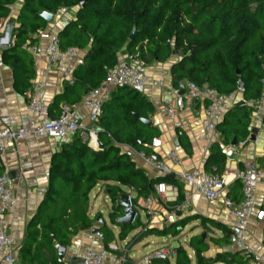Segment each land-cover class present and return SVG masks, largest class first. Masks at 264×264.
<instances>
[{
    "label": "trees",
    "instance_id": "1",
    "mask_svg": "<svg viewBox=\"0 0 264 264\" xmlns=\"http://www.w3.org/2000/svg\"><path fill=\"white\" fill-rule=\"evenodd\" d=\"M16 1L0 0V20L8 18ZM82 2H85L83 7ZM60 9L75 10L74 19L57 33L60 49L77 48L84 51V56L82 63L74 68L71 81H65L64 91L48 104L50 117H57L60 103L81 102L85 91L100 84L106 69L116 66L123 52L137 55L143 61L160 63L175 53L179 58L170 67L175 82L190 81L227 97L239 93L238 81L243 85L239 93L242 101L223 115L217 125L219 141L211 145L203 164L204 172L223 174L226 170L223 147L230 146L233 138L237 144L246 143L253 112L248 103H255L262 94L264 0H23L11 46L2 54L3 63L12 72L13 88L21 95L30 89L36 75L34 61L27 50L34 41L31 35L46 29L47 25L37 14L41 11L55 14ZM133 28L136 33L129 40ZM153 112L152 105L142 95L127 88L115 89L103 105L102 116L96 124L100 128L98 149L92 151L74 135L51 155L46 190L25 227L18 248V264H62L56 258L54 244L69 246L80 232L91 229L98 217L103 220L100 214L89 215L90 193L100 183L105 184L111 202L108 219L112 226L119 228L120 238L136 228L135 221L121 226L115 220L122 215L121 209L115 208L118 194L125 193L120 187L134 192L131 204L137 213L138 201L153 193L154 183L179 185L170 177L149 179L116 146L128 145L151 154V143L159 131L142 124L134 115L149 120ZM261 125L264 129V113ZM179 141L184 146L186 138L180 135ZM179 201L180 197L176 203ZM192 220L183 218L161 230L150 228L148 231L174 238ZM199 221L203 232L192 236L187 243V248L194 253L195 264H248L249 259L238 253L208 255L210 244H228L230 230L215 221ZM212 230L224 235L213 237ZM99 232L105 247L113 242L114 235L104 220ZM173 255L175 264H190L185 248L178 247ZM159 262L168 264V259L150 264Z\"/></svg>",
    "mask_w": 264,
    "mask_h": 264
},
{
    "label": "built area",
    "instance_id": "2",
    "mask_svg": "<svg viewBox=\"0 0 264 264\" xmlns=\"http://www.w3.org/2000/svg\"><path fill=\"white\" fill-rule=\"evenodd\" d=\"M2 29L3 25L0 23V31ZM27 50L34 56L44 57L48 68H54L62 74L65 66L76 61L80 55V50L77 48L69 47L61 50L58 35L48 30L39 31L37 39L27 46ZM118 59V64L107 68L100 84L89 90L82 99L81 105L87 109L86 121L76 116V105L65 103L60 105L57 117L51 118L45 97L46 84L42 80H33L30 89L25 93L26 112L29 115L27 123L17 124L0 108V157L6 149L16 147L29 136L63 141L69 136L76 135L86 142L92 151H96L98 149L97 132L92 129V126L97 124L101 118L102 107L110 99L113 90L127 88L140 95H145L149 90L170 89V73L167 70H161L156 76L148 73L146 63L137 55L120 54ZM62 79L71 81L64 74ZM180 91H182L181 94ZM180 91H177L173 97L164 96L157 111L172 123L173 127L178 130V134H181L180 116L183 115L186 105L191 106L195 101L202 103L199 116L200 134L196 141L202 156L201 163L204 164L211 145L219 141L220 133L217 125L229 109L227 96L206 86L199 87L190 81H182ZM252 108V120L258 121L257 129H261L260 123L264 113V81L262 82V94ZM159 144V140L153 139L151 146L156 147ZM116 146L130 160L140 162L163 175L171 172L168 162L175 165L180 164L175 151L168 153L165 158H160L154 153L146 154L128 145L116 144ZM229 175L232 176L233 181H239L241 185L242 198L237 204L226 195ZM177 178L191 193L201 195L213 207L221 203L229 210L234 218V224L230 228L228 244L225 247L227 253H238L248 258L251 264H264V258L252 251L246 242V230L253 214L256 189L259 186L264 187V165L259 167L245 162L241 169L225 170L221 175L194 169L189 172H179ZM13 185V178L5 173L0 174V263L3 264H14L15 259L14 242L8 234L7 221V212L17 203L13 195ZM176 199L177 188L174 185L159 182L153 186V193L147 196L141 205L146 214L155 219L158 214L153 206L161 202H175ZM185 209L186 202L174 206V211ZM94 245L92 243L79 250L80 264H127L129 258L127 244L120 247L111 242L107 244L106 249H97ZM171 252L168 246H162L145 255L139 264L166 260Z\"/></svg>",
    "mask_w": 264,
    "mask_h": 264
},
{
    "label": "crops",
    "instance_id": "3",
    "mask_svg": "<svg viewBox=\"0 0 264 264\" xmlns=\"http://www.w3.org/2000/svg\"><path fill=\"white\" fill-rule=\"evenodd\" d=\"M23 5V0H17L12 6L9 16L5 20H0L3 27L7 21L13 22V29L18 27L16 22L19 11ZM75 10L70 9H60L55 14L54 20L51 23H47L46 29L53 33H58L65 24L74 19ZM3 30V29H2ZM0 31V34L2 33ZM40 31V30H39ZM38 31V32H39ZM42 31V30H41ZM38 32L31 35V38L35 41L37 39ZM12 41V38H11ZM4 50L0 47V108L2 112L7 113L12 119L16 121L17 124L23 125L27 123L29 118L26 112V98L25 93L23 95L17 93L13 88V77L11 69L6 66L2 61V54ZM30 54V53H29ZM126 54L125 52L122 53ZM34 61L35 79L42 80L46 84L45 97L48 104L52 103L55 96L61 94L64 91V87L67 81L62 79L64 74L67 79L72 78V73L74 68L82 63L84 51L80 50V55L76 61L67 64L64 68L63 74L54 68H48L45 58L40 56H34L30 54ZM179 57L173 55L168 61L160 63L157 61H145L147 65V71L149 74L158 75L161 70H167L170 73V67L173 63L178 60ZM182 89V81L175 82L170 74V89L165 90H149L147 94L142 95L153 107V114L149 116V120L152 121V125L149 127H155L159 131V136L155 139L159 140L160 144L156 147L151 146L152 153L158 155L160 158H165L168 153L175 151L180 159V164L175 165L168 162V166L171 169L169 174L163 175L162 173L150 169L140 162H136L137 166L141 168L149 179H160L162 177H170L175 179L179 185H174L177 188V198L180 197V201L175 202H161L158 205L153 206L154 210L157 212V217L155 219L151 218L146 214L142 208V201H138L137 206V219L135 221L136 228L132 230L125 238H120L119 228L113 226L117 232L112 233L114 235L113 242L118 246L123 247L127 244L129 250V258L127 264H139L141 259V250L145 247L156 245L154 250L162 247L168 246L171 239H178L179 236L184 234L186 227L193 223L194 225L188 233V239L184 240L185 249L190 260V264H195L194 253L192 250L187 248V243L189 239L198 235L202 232V228L199 224V219H207L210 221H215L226 228L228 231L234 224V218L230 215L229 210L226 209L221 203L216 207H213L204 197L198 194H193L191 191L183 184V182L177 178L179 172H189L194 169H202L203 164L201 163V152L199 144L196 141L197 136L200 134V123L199 116L202 108V103L195 101L191 106L186 105L183 115L180 116V122L182 124L181 134H178V130L175 129L171 122L167 121L161 114H159L158 107L160 106L161 100L164 96H174L177 91ZM241 93V92H239ZM234 94L227 97L229 108L242 101L241 94ZM85 96V95H84ZM63 103H60V105ZM254 106V102L248 103ZM76 105V116L80 120L86 121L87 109L81 105V102ZM258 121H251V128L258 126ZM261 124V123H260ZM262 126V125H261ZM183 135L186 138L185 145L179 141V136ZM73 136H69L63 141H53L45 138H36L33 136L27 137L19 145L14 148H8L4 152L3 156L0 157V174H11L14 176L13 185V195L15 196L17 203L16 206L7 212V221L9 224L8 234L11 236L14 242V264H18L17 255L18 248L20 247L24 231L27 223L31 220L35 214L40 202L43 199L46 186L48 169L50 164L51 155L57 151L63 142H70ZM232 149L230 146L223 147V151L226 155L228 150ZM253 163L256 166L264 165V129L258 128L257 135L254 141L247 140L246 143H238L237 147L234 149L233 158L231 160L226 158V170H236L241 169L243 163ZM229 184L226 188V195L234 203H239L241 200V190L237 181L232 180V176H228ZM158 182V181H157ZM159 183V182H158ZM157 184V183H154ZM105 187L104 183L98 184L93 190L98 189L102 192L101 188ZM130 191V190H129ZM91 192V193H92ZM90 193V198L91 194ZM103 193V192H102ZM135 197L134 192L131 191ZM104 195L108 198L107 192ZM177 200V199H176ZM186 202V209L181 211H174V206ZM92 204L89 202V215L94 217L96 215L92 214L90 211ZM141 212V215L138 212ZM135 217V218H136ZM194 219L190 221L184 229L174 238L171 236L162 237L155 234H151L148 230L151 228L161 230L168 226L178 223L181 219ZM153 219V220H152ZM134 223V222H133ZM132 223V224H133ZM98 223H94L93 226L100 229ZM153 225V226H152ZM147 229V230H146ZM193 234V235H191ZM213 237H222L223 232L218 230H212ZM103 239V238H102ZM102 239L92 236L90 229L87 231L80 232L73 244L66 246V252L63 260H59L56 254V258L62 264H69L68 259L70 257L78 258L79 250L85 246H89L94 243V247L97 249L104 248ZM160 243H157L158 241ZM246 242L249 247L257 255L264 258V187L259 186L256 189L255 194V204L253 209V214L250 218L249 225L246 230ZM55 253H56V245ZM59 246V245H58ZM169 247V246H168ZM226 246H217L210 244V249L208 255L213 256L216 253L226 252ZM176 250V249H175ZM173 250L172 252H174ZM153 251V250H152ZM170 255V259L175 264V256ZM232 254V253H230ZM168 264H172L169 261ZM3 264V263H0ZM73 264H79L78 261L74 260ZM159 264H162L159 262ZM221 264V263H218ZM248 264H251L249 261Z\"/></svg>",
    "mask_w": 264,
    "mask_h": 264
},
{
    "label": "water",
    "instance_id": "4",
    "mask_svg": "<svg viewBox=\"0 0 264 264\" xmlns=\"http://www.w3.org/2000/svg\"><path fill=\"white\" fill-rule=\"evenodd\" d=\"M85 4V2L81 3V7H83ZM42 20H44L45 22H53L54 20V16L51 13H48L46 11H41L37 14ZM13 22L7 21L3 27L2 33L0 34V47L3 49H7L11 46V38H12V33H13ZM136 33V29L133 28L132 31L130 32L128 39L132 40L133 36ZM173 55H175V53H173ZM238 73V71H237ZM238 91L242 92L243 91V85L240 81H238ZM88 90L85 91V94H87ZM182 93V91H180V94ZM134 118L136 120H139L142 124L146 125V126H151L152 125V121L151 120H147V119H142V118H138L137 115H134ZM92 129L94 131H96L97 133L100 131V128L95 124L92 126ZM258 129L257 127H253L250 129V135L248 137L249 141H254L255 137L257 135ZM230 147L232 149L228 150L226 152V158L231 160L233 158V154H234V149L237 147V142L236 139L233 138L231 143H230ZM9 177L14 178L13 175L8 174ZM115 208L116 209H121V213L122 215L118 218H116V222L119 223L121 226H125V225H131L134 222V219L136 217V212L134 210V208L132 207L131 204V197L128 193H119L118 194V199L115 203ZM96 223L98 224H102L103 220L98 217ZM90 233L92 236L98 237L100 239L103 238V235L99 232V229L95 226H93L90 229ZM206 237L205 233H202V239L204 240ZM66 252V248L65 247H61L56 245V254L58 256L59 260H63L64 259V255ZM175 253L172 252V255ZM76 260L79 262V264L81 263V259L78 258H74V257H70L68 259L69 264H73V261Z\"/></svg>",
    "mask_w": 264,
    "mask_h": 264
},
{
    "label": "rangeland",
    "instance_id": "5",
    "mask_svg": "<svg viewBox=\"0 0 264 264\" xmlns=\"http://www.w3.org/2000/svg\"><path fill=\"white\" fill-rule=\"evenodd\" d=\"M74 10V9H73ZM52 23V22H51ZM144 61H146L144 59ZM111 186L113 184H110ZM125 193H128V194H131V196H133V194L131 193V191H129L127 188L125 187H120ZM102 192L99 191L98 189H95L91 194V198H90V204H92V208H91V212L92 214H100L104 220V222L106 223V225L111 229L113 230L114 232H117L116 229L113 228V226L111 225L109 219H108V213L110 212L111 210V202L110 200L104 195L105 191H106V187H103L101 188ZM139 215H141V212L139 211L138 212ZM194 224L193 223H190L186 229L184 230V234H182V236L180 235L178 239H171L169 241V248L171 251L177 249L178 247H183L185 248V245H184V240L188 239L189 235L188 233H190V229L191 227L193 226ZM203 232V231H202ZM205 233V232H204ZM193 235V234H191ZM209 235V234H208ZM161 241L159 240L157 243H160ZM156 245H153V246H149V247H145V249H142L141 250V257H144L145 255H148L150 254L151 252L154 251V247ZM153 250V251H152ZM169 261H171V259L169 258ZM171 263L173 264V262L171 261Z\"/></svg>",
    "mask_w": 264,
    "mask_h": 264
}]
</instances>
